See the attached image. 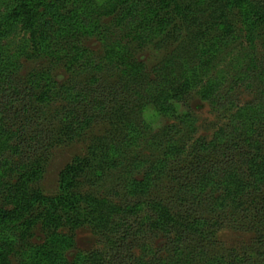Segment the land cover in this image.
Here are the masks:
<instances>
[{"label":"rangeland","instance_id":"rangeland-1","mask_svg":"<svg viewBox=\"0 0 264 264\" xmlns=\"http://www.w3.org/2000/svg\"><path fill=\"white\" fill-rule=\"evenodd\" d=\"M27 1L24 28L0 0V264H264V13Z\"/></svg>","mask_w":264,"mask_h":264},{"label":"trees","instance_id":"trees-1","mask_svg":"<svg viewBox=\"0 0 264 264\" xmlns=\"http://www.w3.org/2000/svg\"><path fill=\"white\" fill-rule=\"evenodd\" d=\"M15 2H17V1H20L17 5H18V7H19V9H20V11L21 12H17V13H15L14 11H13V13H12V15L10 14V12H11V9H10V11H9V13L7 12V13H3V12H0V16H2L3 14H4V16L2 17V18H5L6 17V19H7V21L9 22L10 20H12L13 22H21L22 23V25H23V27L24 28H29V25H28V21H26L23 17H24V15H26L27 17H29V16H31L32 15V13H34L35 11L34 10H37V9H34L33 11H31V6L29 7V8H27L30 4H29V2L27 1V0H14ZM12 2V1H11ZM239 2H241V4L244 2V3H246L250 8H251V12H253V16H256L257 17V19H259V17H261V14H263L264 13V0H240ZM12 4V3H11ZM16 5V6H17ZM39 5V4H38ZM38 8V7H37ZM33 9V8H32ZM54 10V9H56V6H54V7H52L51 5H49V6H47V9H46V12L48 11V10ZM14 10H15V8H14ZM38 11V10H37ZM194 11V10H193ZM18 14V15H17ZM23 15V16H22ZM34 16H36V14L34 15ZM33 18H31V20H32ZM2 20V19H1ZM30 20V21H31ZM57 20L58 21H63V16L59 13V11H57ZM250 20H251V18L250 17H247V27H248V25H249V29H248V31H249V33L250 32H252V29H250V25L252 24V23H250ZM6 21V22H7ZM0 22H3V21H0ZM11 22V21H10ZM257 22V21H256ZM250 23V24H249ZM7 30V33L6 32H4L5 30L3 29H0V106L1 107H5L7 104H6V102H7V99H9V97L11 98V95H9L8 96V87H9V85H10V83H12V81H11V77H10V73H8L7 71H6V68L10 65V59L12 58L11 56H8L7 55V48H9L8 47V43H4V41L2 40V37H5L8 33H10L11 32V30L10 29H6ZM34 31V30H33ZM33 33H35V32H33ZM254 37L252 36V34L250 35V37H248V39L249 40H251V41H253L252 39H253ZM2 40V41H1ZM192 70V69H191ZM193 74V73H192ZM190 78L187 76L186 77V79H185V81H186V83H188V81H190L189 80ZM210 86V88L213 86V85H209ZM209 93H210V90H209V87H208V89L207 90H205V91H202V97L203 98H207V97H210V95H209ZM178 94H179V92H177V93H175V95H170V94H167L166 95V97L169 99L170 97H171V99H175V100H179L180 99V97L178 96ZM166 102H169V101H166ZM163 107H167V108H165V110L166 111H164V113H167V112H169V110H173L174 109V112H176V105H174L173 103H169V104H165V105H163ZM172 108V109H169V108ZM247 111H249V109H247V108H242V109H240L239 111H238V115H240V116H242L243 114H245V113H247ZM246 116H247V114H246ZM248 117H249V115H248ZM252 117V116H251ZM1 121V120H0ZM1 126H3L1 123H0V130H1ZM245 127V125H242V127L241 128H244ZM249 128V127H248ZM217 167V166H216ZM214 172H218L219 170L217 169V168H215V169H212ZM258 172V171H257ZM256 172V173H257ZM260 181L262 182V180L260 179ZM259 186H257L256 185V187L255 188H258ZM118 224V226H119V223H117L116 222V225ZM120 227V226H119ZM126 232H128V230L127 229H125L124 231H123V234H125ZM207 232L208 231H204V233L205 234H207ZM128 238V234L126 235H122L116 242H114V245H113V247H115L114 248V250L113 251H116L115 252V256H114V258H116V256H121V252H122V250H123V248H124V245H125V240ZM117 254V255H116Z\"/></svg>","mask_w":264,"mask_h":264}]
</instances>
